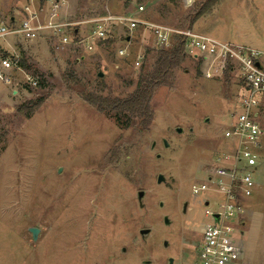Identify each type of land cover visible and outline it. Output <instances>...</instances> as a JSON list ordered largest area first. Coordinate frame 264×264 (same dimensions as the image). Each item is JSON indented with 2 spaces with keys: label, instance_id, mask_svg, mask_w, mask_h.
I'll return each mask as SVG.
<instances>
[{
  "label": "rangeland",
  "instance_id": "obj_1",
  "mask_svg": "<svg viewBox=\"0 0 264 264\" xmlns=\"http://www.w3.org/2000/svg\"><path fill=\"white\" fill-rule=\"evenodd\" d=\"M204 1L58 0L62 22L84 24L110 13L178 29H188ZM45 2L38 0L37 6ZM35 6L29 0H0V25L28 18L25 8L34 11ZM92 29L91 24L80 25L78 37ZM191 30L264 51V0H221ZM108 35L110 45L106 40L75 45L70 31L64 47L46 35L33 42L12 36L0 40V59H9L15 45L12 64L24 58L47 82L38 88L32 69L24 71L23 80L0 83V264L195 260L192 245L201 244L209 222L202 201L215 196L210 191L194 196L191 186L202 183L214 160L233 147L223 133L241 97V84L234 72L225 78L226 69L207 77L208 64L187 57L170 85L154 94L148 130L122 128L81 94L127 96L141 66H152L148 57L136 67L137 53L145 58L155 45L147 32L113 28ZM119 50L126 56L119 57ZM40 99L42 105L30 117L16 113L21 104ZM258 121L264 134V111ZM158 175L164 178L161 184ZM253 179L252 197L240 200L239 264H264V139ZM215 207L213 200L210 209ZM30 228L38 230L35 241ZM141 230L149 232L141 236ZM185 236L189 247L180 258Z\"/></svg>",
  "mask_w": 264,
  "mask_h": 264
},
{
  "label": "built area",
  "instance_id": "obj_2",
  "mask_svg": "<svg viewBox=\"0 0 264 264\" xmlns=\"http://www.w3.org/2000/svg\"><path fill=\"white\" fill-rule=\"evenodd\" d=\"M37 1L29 0L30 4L36 3V6ZM45 1L43 7L37 6L34 11L26 7L25 11L30 15L28 18L22 17L18 23L12 21L0 25V40L12 36L31 42L46 35L57 39L59 45L64 47L69 44V31L76 39L74 44L82 45L84 42L92 44L107 40L109 31L120 28L122 32H147L155 45L153 49L167 50L174 42H181L188 58L201 59L208 64L207 77L227 66L229 72H234L241 84L242 94L235 109L228 114V126L223 133L233 147L214 160L212 171L207 173L202 183L191 186V193L199 196L210 191L215 196L214 199L208 197L202 201L204 215L209 222L202 229L201 244L194 247L193 264H239L241 248L237 226L243 214L240 200L250 199L253 195L256 185L253 176L264 139L258 121L261 111H264V51L222 42L191 29L172 28L110 13L84 22L91 24L93 29L91 34L80 39L79 30H75V27L84 25L83 22H62L58 0ZM127 38L129 41L131 34L128 33ZM87 49L91 50V45ZM118 55L124 57L126 51L119 50ZM143 55L137 53L136 67L142 64ZM11 67L10 59L0 60V71ZM213 200L216 207L210 209Z\"/></svg>",
  "mask_w": 264,
  "mask_h": 264
},
{
  "label": "trees",
  "instance_id": "obj_3",
  "mask_svg": "<svg viewBox=\"0 0 264 264\" xmlns=\"http://www.w3.org/2000/svg\"><path fill=\"white\" fill-rule=\"evenodd\" d=\"M221 0H205L192 17L188 29H192V24L203 15L212 11V9ZM75 27V30H78ZM76 36V35H75ZM126 40V38H125ZM111 40H106L105 44L110 45ZM10 57V56H9ZM150 57L152 66L146 68L141 66L138 71L134 90L124 97L102 96L97 93H82L81 99L98 113L110 115L122 128H128L131 125L139 127L141 131H147L152 120L153 111L151 100L157 90L161 87H168L171 83L174 71L187 59L184 54L183 45L180 42H174L167 50H146L145 58ZM18 67L25 71L34 69L27 61L22 58L16 61ZM225 78L228 79V71L225 68ZM32 77L38 78V88L47 87V82L38 70H32ZM28 88V86H26ZM42 99L29 101L16 108V113L25 117H30L42 105Z\"/></svg>",
  "mask_w": 264,
  "mask_h": 264
},
{
  "label": "crops",
  "instance_id": "obj_4",
  "mask_svg": "<svg viewBox=\"0 0 264 264\" xmlns=\"http://www.w3.org/2000/svg\"><path fill=\"white\" fill-rule=\"evenodd\" d=\"M35 6V5H34ZM35 8H36V6H35ZM15 20V18H10L9 19V23H11L12 21H14ZM13 38H16V37H13ZM50 38V37H49ZM16 39H18V37L16 38ZM20 39V38H19ZM40 39H42V37L41 38H39V39H36V40H40ZM36 40H34V41H36ZM17 41H19V42H30V41H26V40H17ZM31 42H33V41H31ZM15 45H13L12 46V50H13V52H12V54H11V56L9 57V59L12 61V60H14L13 59V57H15L14 55H15V47H14ZM1 51V50H0ZM8 53V52H7ZM9 54V53H8ZM16 58V57H15ZM5 59V58H4ZM0 60H2V59H0ZM17 61V60H16ZM14 63L16 64V65H14ZM25 70H23V69H21L20 67H18V65H17V63L16 62H13V64H12V67H11V69H9V70H1L0 72V74L2 75L1 77H0V83L1 84H3V85H7V84H11L12 83V78H14L15 80H23L24 79V77H27V75L25 74V72H24Z\"/></svg>",
  "mask_w": 264,
  "mask_h": 264
},
{
  "label": "water",
  "instance_id": "obj_5",
  "mask_svg": "<svg viewBox=\"0 0 264 264\" xmlns=\"http://www.w3.org/2000/svg\"><path fill=\"white\" fill-rule=\"evenodd\" d=\"M126 41H128V38H127ZM98 77L101 78L102 77V73H98ZM178 131H180V130H178ZM156 182H157V184L163 183L164 182L163 176L162 175H158ZM142 196H143V192H139L138 193V199L141 200ZM160 207H162V204L161 203H160ZM185 208H186V205L184 204L183 211H185ZM163 223H164L165 226H168L169 225V220L166 217H164L163 218ZM29 232H30V234L32 236V239L35 241L36 240L37 233H38V230L35 229V228H30L29 229ZM148 232H149L148 230H141L140 231V235L141 236L147 235ZM164 245H166V243ZM168 264H173V262H172L171 259L169 260Z\"/></svg>",
  "mask_w": 264,
  "mask_h": 264
},
{
  "label": "flooded vegetation",
  "instance_id": "obj_6",
  "mask_svg": "<svg viewBox=\"0 0 264 264\" xmlns=\"http://www.w3.org/2000/svg\"><path fill=\"white\" fill-rule=\"evenodd\" d=\"M193 195V194H192ZM185 205H186V208H185V211H183V214H185L186 213V209H187V203H184ZM184 204H183V206H184ZM190 232H196V233H198V231H197V229H191V230H189ZM186 235H189V233H187ZM188 237H186L185 236V239H184V243L182 244V249H181V251L178 253V255H179V257L181 258L182 257V255L185 253V250L189 247V245H188ZM165 243H163V246L164 247H167V243H166V245H164ZM197 244L196 243H194V245H192V247H193V251H194V247L196 246ZM171 258H168V262H169V260H170ZM172 260V262H173V264H174V260L173 259H171Z\"/></svg>",
  "mask_w": 264,
  "mask_h": 264
}]
</instances>
